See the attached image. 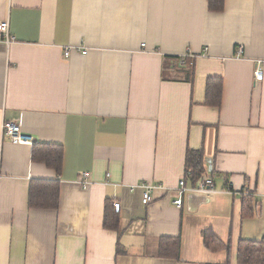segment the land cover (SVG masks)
I'll list each match as a JSON object with an SVG mask.
<instances>
[{
	"label": "crops",
	"instance_id": "obj_1",
	"mask_svg": "<svg viewBox=\"0 0 264 264\" xmlns=\"http://www.w3.org/2000/svg\"><path fill=\"white\" fill-rule=\"evenodd\" d=\"M2 21L16 43L0 46V264H241L240 241L264 237V0L222 12L207 0H0ZM209 78L222 80L220 107L205 104ZM6 121L35 142L12 143ZM34 144L63 147L60 175ZM189 150L203 151L217 194L178 208L177 192L145 206L129 190L198 186ZM37 180L59 181L58 209L29 207ZM107 201L121 203L119 231L104 229ZM163 237L181 238L179 259L158 256Z\"/></svg>",
	"mask_w": 264,
	"mask_h": 264
},
{
	"label": "trees",
	"instance_id": "obj_2",
	"mask_svg": "<svg viewBox=\"0 0 264 264\" xmlns=\"http://www.w3.org/2000/svg\"><path fill=\"white\" fill-rule=\"evenodd\" d=\"M209 10L222 12L225 0H207ZM223 84L219 78H209L206 84L205 104L220 107L222 101ZM63 147L56 144H34L32 158L35 162L43 163L60 175L63 165ZM205 155L202 150H189L186 156L187 182L195 185L206 172ZM60 198L59 181L37 180L31 182L29 192V207L31 209H58ZM245 204L244 216H253L254 209ZM104 229L120 230V216L116 213L113 203L107 201L104 211ZM209 249L219 250L223 244L211 232L204 233ZM181 238L163 237L159 241L158 256L160 258L179 259L181 254ZM118 255L125 251L118 245ZM238 261L241 264H264V237L260 241L241 240L238 247Z\"/></svg>",
	"mask_w": 264,
	"mask_h": 264
},
{
	"label": "built area",
	"instance_id": "obj_3",
	"mask_svg": "<svg viewBox=\"0 0 264 264\" xmlns=\"http://www.w3.org/2000/svg\"><path fill=\"white\" fill-rule=\"evenodd\" d=\"M16 43L15 38L11 35L10 32V26L9 21H2L0 22V46L5 45L6 47H9ZM82 54L86 55L88 50L82 49ZM71 49L65 50V57H69ZM242 47H240L239 52L241 53ZM190 55H184L183 57H189ZM184 59V58H183ZM255 79L257 81L263 79V71L260 69H257L255 71ZM3 133L6 138H8L12 143L15 144H27L31 145L35 142V138L25 133L22 130L21 124L16 121H6L3 125ZM80 183L84 187H88L91 182L88 180V175L83 174L82 179ZM130 191H137L141 190L143 192L142 195V203L143 205H149L153 202V193L158 190H166V191H174L178 194V199L175 200L174 204L176 207L181 208L183 204V196L185 194H200V195H211V194H217L218 191L215 188L214 181L209 176H204L201 179V182L196 187L188 188L184 181L180 182V185L176 189H169L167 187H164L162 185H153L148 183H142L138 185H131L128 186ZM249 196V194H246ZM113 207L115 208L116 213H120L121 211V203L114 202Z\"/></svg>",
	"mask_w": 264,
	"mask_h": 264
}]
</instances>
